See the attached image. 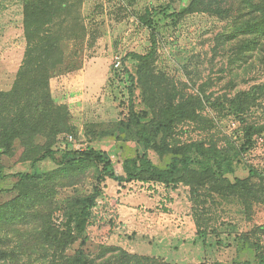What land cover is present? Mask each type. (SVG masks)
Wrapping results in <instances>:
<instances>
[{
  "label": "rangeland",
  "instance_id": "rangeland-1",
  "mask_svg": "<svg viewBox=\"0 0 264 264\" xmlns=\"http://www.w3.org/2000/svg\"><path fill=\"white\" fill-rule=\"evenodd\" d=\"M190 2L0 0V93L17 79L27 49L24 10L35 5L47 14L45 21L36 20L46 31L40 48L58 41L50 54V88L66 116L51 153L5 169L0 191L11 190L14 177L39 176L35 186L52 201L53 224L61 230L75 202L98 194L83 232L96 246L167 264H256L264 260V203L245 208L237 197L214 195L200 214L201 198H192L184 185L128 181L125 162L141 156L142 146L122 144L109 133L121 121L151 119L137 70L139 58L152 52L154 72L172 83L175 103L201 99L196 123L186 121L175 132L181 144L204 145V152L189 150L191 166L210 167L227 182L254 171L250 182L264 188V93L256 92L243 118L225 102L264 85V53L251 52L242 64L226 43L232 37L228 22L207 14L175 15ZM88 151L90 157L80 158ZM120 207L130 214L122 216ZM197 212L205 235L198 234ZM9 241L14 247L17 239ZM41 257L35 264H42Z\"/></svg>",
  "mask_w": 264,
  "mask_h": 264
},
{
  "label": "trees",
  "instance_id": "trees-1",
  "mask_svg": "<svg viewBox=\"0 0 264 264\" xmlns=\"http://www.w3.org/2000/svg\"><path fill=\"white\" fill-rule=\"evenodd\" d=\"M182 14H207L228 22L232 37L226 38V43L231 46L229 50L242 58V64H247V59L252 58L251 52L264 53V0H191L187 8L175 13ZM45 15L35 5L25 7L27 49L24 61L12 89L0 93L2 177L5 169L16 164L45 159L51 153L56 136L66 126L64 110L53 100L50 88L54 70L51 71L50 54L58 41L48 40L49 44L42 49L39 46L46 31L36 20L45 21ZM139 59L137 80L151 119L144 124L134 119L121 121L109 132L122 144L132 140L142 146L141 156L125 162L128 181L151 182L173 188L184 185L192 198H201L200 214L206 212L207 199L215 201L214 195L237 197L245 208L264 203V188L250 182L251 177L258 175L256 172L251 171L248 179L227 182L210 167L198 170L191 166L189 150L196 147L204 152V145L202 142L181 144L175 132L186 121L196 123L195 113L201 108V99L191 97L175 103L177 96L173 93L172 83L154 72V53ZM251 90L225 100L236 117L243 118L250 112L257 98L256 92L264 93V85ZM121 150L124 151L125 147L121 146ZM90 153L84 152L80 158L90 157ZM14 178L18 181L11 190L0 191V264H35L38 261L35 257L39 255H42L39 259L42 264H167L158 258L135 256L121 249L89 242L83 232L98 194L75 202L61 230L53 224L52 201L40 196L41 189L35 186L40 177L26 175ZM104 178L99 177L98 182ZM3 195L9 197L4 199ZM194 216L198 234L205 235L206 231L199 225L198 212ZM9 237L17 239L14 247L9 244ZM93 248L98 249L95 256L90 251ZM256 264H264V260Z\"/></svg>",
  "mask_w": 264,
  "mask_h": 264
},
{
  "label": "crops",
  "instance_id": "crops-1",
  "mask_svg": "<svg viewBox=\"0 0 264 264\" xmlns=\"http://www.w3.org/2000/svg\"><path fill=\"white\" fill-rule=\"evenodd\" d=\"M114 189V188H113ZM114 190H112L113 192ZM115 192V191H114ZM117 194V192H115V195ZM119 213L122 215V216H127L129 215V210L126 208V207H120L119 209Z\"/></svg>",
  "mask_w": 264,
  "mask_h": 264
},
{
  "label": "built area",
  "instance_id": "built-area-1",
  "mask_svg": "<svg viewBox=\"0 0 264 264\" xmlns=\"http://www.w3.org/2000/svg\"><path fill=\"white\" fill-rule=\"evenodd\" d=\"M67 139H68L69 142H73V140H74L72 136L68 137ZM84 150H86V148L82 149V151H84Z\"/></svg>",
  "mask_w": 264,
  "mask_h": 264
}]
</instances>
